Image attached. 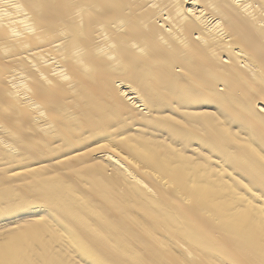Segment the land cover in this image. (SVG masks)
Segmentation results:
<instances>
[{"label": "bare ground", "instance_id": "6f19581e", "mask_svg": "<svg viewBox=\"0 0 264 264\" xmlns=\"http://www.w3.org/2000/svg\"><path fill=\"white\" fill-rule=\"evenodd\" d=\"M0 264H264V0H0Z\"/></svg>", "mask_w": 264, "mask_h": 264}]
</instances>
